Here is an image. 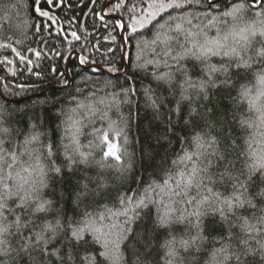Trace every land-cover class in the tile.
I'll list each match as a JSON object with an SVG mask.
<instances>
[{
	"label": "snow or ice",
	"instance_id": "snow-or-ice-1",
	"mask_svg": "<svg viewBox=\"0 0 264 264\" xmlns=\"http://www.w3.org/2000/svg\"><path fill=\"white\" fill-rule=\"evenodd\" d=\"M221 2L204 0L205 11L198 15L171 17L155 39L139 46L137 67L153 65L156 80L173 97L179 95L174 108L162 111L165 100L146 89L154 119L166 125L165 135H175L177 126L191 130L187 148L164 168L159 183L118 192L112 207L88 212L80 205L98 204L97 197L110 195L104 191L108 186L77 181L68 193L69 210L63 193L51 199L45 191L62 174V165L71 171L93 163L92 151L81 150V120L69 116L65 124L71 126L60 141L35 126L22 144L0 139V264H124L122 246L137 256V264H148L160 250L163 264H201V258L203 264H264V0H223V8ZM193 3L201 5V0H151L131 30L143 29L163 11ZM71 35L81 39L75 31ZM248 74L254 83L242 86L238 95L253 116L240 124L254 131L240 147L226 133L223 138L213 134L223 121L211 107L201 110L197 101L210 105L214 90ZM100 139L96 147L102 158L117 162L118 179L126 182L130 168L123 167L120 144L107 133ZM137 221L141 229L133 232ZM133 243L143 246V257Z\"/></svg>",
	"mask_w": 264,
	"mask_h": 264
},
{
	"label": "trees",
	"instance_id": "trees-1",
	"mask_svg": "<svg viewBox=\"0 0 264 264\" xmlns=\"http://www.w3.org/2000/svg\"><path fill=\"white\" fill-rule=\"evenodd\" d=\"M110 1L52 0L49 3L48 0H0L3 94L8 99L21 100L47 91L42 96L17 103L7 102L0 95V139L22 144L35 126V129L48 133L51 139L60 141L64 136V129L71 126L65 124L69 116L81 120L82 127L78 136L81 150L92 151L93 163L87 168L74 166L71 171L62 165V174L51 179L50 186L45 191L46 198L51 199H56L63 193L64 204L69 210L72 204L68 202V193L77 181L86 183L91 180L90 187L98 183H106L108 186L104 191L110 195L97 197L98 204L85 201L80 205L81 211L88 212L102 211L104 205L112 207L118 192H127L129 188L138 191L153 182L159 183L164 168L183 154L182 150L187 148L186 139L191 135L190 129L179 126L175 135L172 131L165 135L166 125L160 119H154L152 109L146 104L145 90L159 94L165 100L162 111L174 108V101L179 99V95L173 97L156 80L153 73L157 69L153 65L137 67V57L140 55L139 46L147 45L155 39L161 30L160 25L172 22L171 17L189 13L198 15L205 11L204 0H201V5L204 6L193 3L184 9L163 11L143 29L138 27L135 33L130 26L134 18H143L148 11L146 3L151 0H125V3L118 0L102 12ZM223 7L222 0L221 8ZM41 11L48 12L49 15L42 16ZM112 16H120L126 25L128 73L120 78L108 75L120 74L125 70L122 60V23ZM73 31L81 37L80 40L71 35ZM37 52L40 53L39 56L36 55ZM76 52H79L80 60H86L83 66L97 65L103 71L83 69L74 55L69 64L71 85L61 91H48L50 88L68 85L66 66L70 56ZM145 58L151 59L148 55ZM113 66L118 71H108ZM53 68L56 69L55 72L52 71ZM253 83L251 74L234 78L228 88L214 90L210 105L207 101H197L201 110L203 106H209L223 121L222 127L213 134L223 138L226 133L227 139L235 140L240 147L244 146L245 140L251 138L250 133L254 130L241 127L240 121L253 116V113L249 111L248 102L242 100L238 93L242 86L252 87ZM130 87L135 88L134 93L128 92ZM3 129H7V132H3ZM115 130L122 134L116 136ZM196 131L200 129L197 128ZM103 133H107L110 140L121 146L123 167L130 168L129 179L124 183L118 179L115 168L117 162L103 159L100 149L96 147L101 143ZM254 146L258 147L259 144ZM95 161H102L104 166H99ZM150 209L154 215L155 209L151 206ZM148 211L149 209L145 210ZM132 229L133 232L140 230V222L134 223ZM159 239L162 243L163 236ZM129 241H132L131 235ZM155 244L156 241L153 240V247ZM131 247L141 257L145 255L141 244L133 243ZM122 250L124 264H137L136 255L127 247L122 246ZM157 261L163 264L162 250L148 257V264H157Z\"/></svg>",
	"mask_w": 264,
	"mask_h": 264
},
{
	"label": "water",
	"instance_id": "water-1",
	"mask_svg": "<svg viewBox=\"0 0 264 264\" xmlns=\"http://www.w3.org/2000/svg\"><path fill=\"white\" fill-rule=\"evenodd\" d=\"M116 0H112L110 1L109 3H107L102 12H105V10L110 6L112 5ZM122 2L124 3V0H122ZM113 18H116L118 19L122 25H124L125 27H122V31H121V39H122V42H123V53H122V60L124 62V65H125V70L120 73V74H111V73H108L109 76L113 77V78H120L122 77L123 75L127 74L128 73V62H127V58H126V53H127V50H128V46H127V43H126V40H125V31H126V25H125V22L124 20L120 17V16H112ZM74 55H76V60H77V63L80 65V67H82L83 69H86V70H92V69H98V70H102L103 71V68L100 67V66H97V65H89V66H83L81 63H80V54L79 52H76V53H73L70 58H69V61L67 63V66H66V74L68 76V79H69V82H68V85L66 87H54V88H50L48 89V91H51V90H58V91H61L63 90L64 88H67L71 85V81H72V78H71V75H70V72H69V64L71 62V59L74 57ZM106 72V71H105ZM107 73V72H106ZM1 77H2V71H1V67H0V95L3 97V99H5L7 102H20V101H24L26 99H29V98H32V97H39V96H42L44 94H46L47 91L43 92V93H40V94H35V95H31L27 98H24V99H21V100H11V99H8L4 94H3V91H2V88H1Z\"/></svg>",
	"mask_w": 264,
	"mask_h": 264
},
{
	"label": "flooded vegetation",
	"instance_id": "flooded-vegetation-1",
	"mask_svg": "<svg viewBox=\"0 0 264 264\" xmlns=\"http://www.w3.org/2000/svg\"><path fill=\"white\" fill-rule=\"evenodd\" d=\"M111 1H112V0H111ZM117 1H118V0H116L114 3H116ZM121 1H122V0H121ZM114 3H113V4H114ZM122 3H123V2H122ZM124 3H125V0H124ZM113 4H112V5H113ZM110 6H111V5H110ZM104 14H105V13H104Z\"/></svg>",
	"mask_w": 264,
	"mask_h": 264
}]
</instances>
